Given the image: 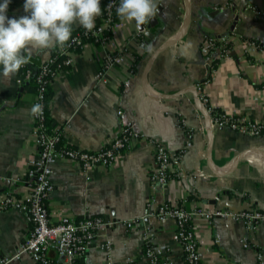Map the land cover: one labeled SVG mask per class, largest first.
Returning a JSON list of instances; mask_svg holds the SVG:
<instances>
[{
    "label": "crops",
    "instance_id": "1",
    "mask_svg": "<svg viewBox=\"0 0 264 264\" xmlns=\"http://www.w3.org/2000/svg\"><path fill=\"white\" fill-rule=\"evenodd\" d=\"M104 1L100 0L101 8ZM23 4L24 0H11L8 16L25 15ZM156 4L154 22L144 29L117 16L105 41L87 42L74 54L73 64L53 81L49 117L68 143L96 150L112 141L122 125L144 138L134 140L115 166L92 170L90 179L77 162H56L54 191L48 201L51 218L56 221L64 211L77 219L101 216L107 222L97 231L80 264H109L108 256L113 264H151L143 246L146 233L169 264H187L177 240L176 222L157 217L160 203L176 200L193 213L203 264H264V255L259 257L264 254V217L251 227L243 218L214 215L208 219L199 213L205 207L232 213L257 210L264 215V135L219 126H212L210 133L195 93L197 84L205 82L203 89L218 109L264 121V58L261 50L245 55L241 45L244 37L264 45V0H156ZM254 5L260 7V15L252 11ZM99 21L100 16L96 17V23ZM81 27L74 24L72 33ZM232 31L238 36L232 39L230 57L210 66L201 52L203 37ZM181 32V38L157 53L145 85V68L152 56ZM141 33L146 45L137 72L117 67L109 84H98L95 74L104 57L112 51L138 53ZM58 47L33 49L31 57L46 60ZM22 75V67L9 77L0 74V196L7 191L18 195L28 191V161L37 149L32 135L36 89L29 82L20 83ZM178 92L184 93L173 99L157 96ZM151 138L172 153L175 168L169 184L154 193L149 177L154 162ZM210 155L212 166L224 171L221 175L210 167ZM240 155L244 157L232 165ZM214 199L215 204L206 202ZM31 230L25 211L10 208L0 212V256L10 259L8 264H37L28 253H20ZM108 241L110 253L105 249ZM48 255L58 258L54 249Z\"/></svg>",
    "mask_w": 264,
    "mask_h": 264
},
{
    "label": "built area",
    "instance_id": "2",
    "mask_svg": "<svg viewBox=\"0 0 264 264\" xmlns=\"http://www.w3.org/2000/svg\"><path fill=\"white\" fill-rule=\"evenodd\" d=\"M106 3L100 15V21L95 24L92 31L81 27L72 33L68 42L59 45L55 53L65 56L64 63L70 66L74 62V54L82 50L89 41L103 43L106 32H112L116 23L117 7L120 0H105ZM256 15L261 14L260 7L251 6ZM238 36L235 31L225 33L219 37L204 36L201 42V52L207 57L210 66L215 67L218 63L230 57L232 50V39ZM141 42L138 49L142 55L145 48V40L140 34ZM242 48L245 55L252 54L255 50H261V58H264V45L262 42L244 37L242 38ZM134 54L130 51H112L108 53L95 74L98 84L107 85L110 82V74L115 68H125L128 73H132ZM54 57H49L43 62V71L38 78L39 85L35 87V104L42 106L39 114L33 113L34 126L32 135L36 144L35 155L28 161L27 183L28 191L23 195H18L12 191H7L0 196V212L6 209H21L27 213L32 224L30 236L23 243L20 253H28L33 262L37 264H80V259L93 241L97 231L106 225V221L101 216H88L77 219L73 214L62 212L56 221L51 218L49 210V199L54 191L52 181L53 166L60 160L77 162L87 179L91 178V172L98 166L113 167L127 149L131 147L134 140L144 138V135L130 126L122 125L112 141L96 150H85L68 143L64 140L62 130H50L47 125V111L44 103L45 83L44 75L50 71V66L54 63ZM23 68V75L19 79L20 83L31 78L32 70ZM204 83H198L197 89L199 98L211 116L212 126L229 127L252 136L264 135V121H252L244 117H236L228 114L217 107L204 91ZM122 114V110H118ZM154 146V162L149 166V177L152 183V192L159 186L165 187L173 179L175 173L174 157L163 143L153 138L150 139ZM154 197H151L153 201ZM199 213L205 218H212L214 215L228 216L232 218H243L246 223L253 227L263 219L261 211L248 210L239 213H232L218 209L203 208ZM193 213L186 210L178 201L167 200L160 203L157 210V217L160 220L171 218L176 222V236L183 251L187 264H203L202 252L196 234V226L193 223ZM127 226H132L128 222ZM145 255L151 264H169V260L164 257L162 249L156 247L152 236L146 233L143 237ZM245 246L250 244L245 241ZM49 249H54L58 258H51L48 255ZM105 249L107 253L112 251L108 241ZM264 254L260 253L259 257ZM109 264L113 261L108 256ZM10 259L0 256V264H8Z\"/></svg>",
    "mask_w": 264,
    "mask_h": 264
},
{
    "label": "clouds",
    "instance_id": "3",
    "mask_svg": "<svg viewBox=\"0 0 264 264\" xmlns=\"http://www.w3.org/2000/svg\"><path fill=\"white\" fill-rule=\"evenodd\" d=\"M11 0H0V74L9 77L31 59L33 49L68 42L73 25L92 31L102 14L100 0H24L25 15L8 16ZM158 12L156 0H120L117 14L137 26L150 23ZM33 113L42 111L35 104Z\"/></svg>",
    "mask_w": 264,
    "mask_h": 264
},
{
    "label": "trees",
    "instance_id": "4",
    "mask_svg": "<svg viewBox=\"0 0 264 264\" xmlns=\"http://www.w3.org/2000/svg\"><path fill=\"white\" fill-rule=\"evenodd\" d=\"M106 1H104L102 3V9L105 5ZM119 16V15H117ZM116 16V19L118 18ZM111 33L110 32H106L104 35L105 36H109ZM51 57H54V63L50 66V71H48L45 75H44V79L46 80L45 83V91H44V103L46 105V111H47V118H46V122L47 125L49 126L50 130H52L54 128L53 126V122L51 120V118L49 117V113H50V104H51V100H52V96H53V81L56 78L57 74L63 69L66 68L67 65H65L64 63V59L65 56L63 55H58L54 52H52ZM144 55H139L137 53H134V60H133V66H132V74H135L137 72L138 66L140 64V62L143 60ZM43 62L44 60H41L40 58L36 57V58H32L30 59V61L25 64V68H30L32 70V75L31 78L27 81H24L23 84L29 82L30 85L34 84L35 87H37L39 85L38 83V78L41 75L42 71H43ZM181 154V152L176 153L177 156H179Z\"/></svg>",
    "mask_w": 264,
    "mask_h": 264
},
{
    "label": "water",
    "instance_id": "5",
    "mask_svg": "<svg viewBox=\"0 0 264 264\" xmlns=\"http://www.w3.org/2000/svg\"><path fill=\"white\" fill-rule=\"evenodd\" d=\"M238 18H239V16L237 15L236 17H235V23L232 25V27H231V30H234V28H235V26H236V21L238 20ZM152 22H154V20H152ZM189 22H190V20H189V17H187V19H186V23H188L189 24ZM148 27H150V24L149 25H147ZM146 26H140V29H144ZM147 34H149L150 35V33L149 32H147ZM183 36V34H182V32L181 33H178L175 37H173L172 39H170L169 41H167L166 43H164L156 52H155V54L152 56V58L150 59V61H149V63H148V65H147V67L145 68V73H144V83H145V85L147 84V81H146V79H147V75H148V71H149V68H150V65H151V63H152V61H153V59L155 58V56L157 55V53L158 52H160V51H162L166 46H168V45H170L173 41H176V40H178L179 38H181ZM146 88H147V86H146ZM147 91L150 93V92H152L149 88L147 89ZM153 93V92H152ZM184 92H178V93H175V94H160V95H157V96H159L160 98H166V99H173V98H176V97H179V96H181L182 94H183ZM195 93H196V97H197V100H198V102H199V104H200V106H201V109H202V112H203V114L206 116V119H207V123H208V126H209V130H210V133H212V122H211V116H210V114L208 113V111H207V109H206V107L203 105V103L201 102V100H200V98H199V92H198V90L196 89V91H195ZM154 95H156L155 93H154ZM211 157V155L209 156V158ZM244 157V155H240L237 159H235L234 161H233V163H232V165H234V164H236L241 158H243ZM209 165H210V167L212 168H214V170H215V172L217 173V174H219V175H221V173L222 172H224V171H219V170H217L214 166H212V160H211V158L209 159ZM212 168V169H213ZM216 201H217V199H214V200H212V201H206L207 203L209 202V203H213V204H215L216 203Z\"/></svg>",
    "mask_w": 264,
    "mask_h": 264
}]
</instances>
